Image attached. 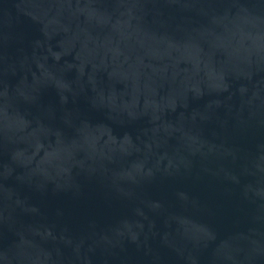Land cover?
<instances>
[{
  "label": "water",
  "instance_id": "water-1",
  "mask_svg": "<svg viewBox=\"0 0 264 264\" xmlns=\"http://www.w3.org/2000/svg\"><path fill=\"white\" fill-rule=\"evenodd\" d=\"M0 264H264V0H0Z\"/></svg>",
  "mask_w": 264,
  "mask_h": 264
}]
</instances>
